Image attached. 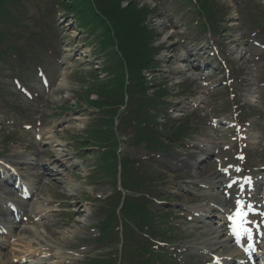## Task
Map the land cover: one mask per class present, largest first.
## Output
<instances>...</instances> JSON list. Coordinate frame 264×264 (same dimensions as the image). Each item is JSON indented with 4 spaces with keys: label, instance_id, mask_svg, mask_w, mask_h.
Segmentation results:
<instances>
[{
    "label": "rangeland",
    "instance_id": "1",
    "mask_svg": "<svg viewBox=\"0 0 264 264\" xmlns=\"http://www.w3.org/2000/svg\"><path fill=\"white\" fill-rule=\"evenodd\" d=\"M76 1L14 0L0 13V157L15 163L27 184L33 174L42 172L41 167L56 173V178L45 176L40 182L35 178L33 195L26 201L0 176L3 201L19 204L22 226L36 225L34 230L44 237H35L28 248L33 253L31 260L38 264H87L89 258L98 255L105 260L103 264H108L110 254L120 250L118 243L110 251L106 242L95 240L96 227L108 219L104 217L109 211L105 207L110 205L103 201L109 202L115 183L112 177L103 179L104 175L97 171L99 154L104 156L105 152L99 151L97 141L88 137L104 114L92 106L98 96L92 94L87 99L85 93V89L110 80L111 66L116 63L111 61V53L107 54L110 45L100 46L102 41L106 43L104 30L85 26L87 22L73 13ZM206 1L216 12L214 26L219 36L215 38L207 30L195 29L200 19L205 22L208 13L199 8V3L190 7L187 0H114V11L129 9L116 13L119 17H112L115 23L107 22L111 31L114 26L129 36H133L132 27L142 24L154 47L151 54L158 67L143 72L151 88L149 94L163 92L162 104L152 111L153 122L158 124L157 137L177 145L168 153H157L149 142L138 144L134 136H127L128 121L117 120L123 117L121 109L115 117L114 149L119 172L122 165L124 170L131 169L135 177L152 180L153 185L140 195L148 199L151 208L169 213L178 225L171 235L175 242L172 248L168 246L170 253L180 249L175 250L178 259L174 262L166 255L169 264L212 262L211 256L202 252L203 246L196 244L203 230L195 220L198 218L192 222L189 219L192 210L205 208L208 194L214 191L201 188L204 181L201 183V175L196 177L195 172L206 171L207 177L222 179L214 157L228 155L223 142L231 140L227 125L221 121L237 117L232 101L257 107L247 113L250 119L244 121L248 137L245 153L251 164L262 165L256 174L264 188V87L260 85L264 83V63L258 66L254 61L264 59V34L258 31L259 26L264 28V0ZM254 31L259 35L255 36ZM252 35L256 41L248 45L246 39ZM209 45L218 49L216 55H212L215 53ZM223 60L225 65L220 63ZM41 72L46 83L41 80ZM16 79L28 93L17 88ZM220 80L227 81L226 85H217ZM213 118L219 120L217 126L211 125ZM182 122L190 124L186 133L193 142H183L195 144L192 148H186L182 141L178 144L170 140ZM200 142L205 144V150L197 147ZM82 145L87 147L80 149ZM126 159L127 166L123 163ZM192 161L195 167L199 161L204 163L201 171L190 168ZM130 162L140 163L137 173ZM123 181L119 175L116 185L120 194ZM215 181V187L221 186V181ZM6 208L0 203V225L6 222ZM113 211L117 217H125L120 208ZM20 231L15 229L11 237L0 234V253L10 257L13 250L26 247L18 238ZM221 239L226 241L227 237ZM230 247H218L214 252L237 256L239 251Z\"/></svg>",
    "mask_w": 264,
    "mask_h": 264
},
{
    "label": "trees",
    "instance_id": "2",
    "mask_svg": "<svg viewBox=\"0 0 264 264\" xmlns=\"http://www.w3.org/2000/svg\"><path fill=\"white\" fill-rule=\"evenodd\" d=\"M11 2H14V0H0V13L2 8L7 3L11 4ZM197 3L200 4V9L208 13L207 17L210 21L215 18L216 12L210 10L211 8L206 0H197ZM73 5L72 11L77 12L78 16L82 17L81 21L87 22L85 26L88 24V26L104 30L102 36L106 40V43L102 41V45L100 46L110 45V50L107 51L109 52L107 54L111 53L113 59L111 61L116 63L114 65L115 67L111 66L112 76L110 80L105 81L106 83L93 85L89 89H85L87 90L85 92L87 99L92 94L98 96V99L92 101L94 103L92 106L102 111L105 115L92 128L90 132L91 136L90 138L88 137L89 140L95 139L97 141L96 144L100 145L99 150L102 151L104 149L103 152H105L104 156L98 153L99 161L97 171L101 172V175H104L103 179L105 177H112L114 183H116L118 168L116 164L117 153L115 152L114 145L117 144V138L114 130L115 117L118 116L121 109L124 110L122 112L123 117L118 120L124 122V119H126L128 121V128L130 129L129 136H134L133 139H135V142L138 144L149 142L148 145L151 150L158 149L167 151L168 147L172 145L171 141H165L161 137H157L159 134H157L158 130L155 127H158V124H154L153 122L154 117L152 111L155 112L156 107L162 104L163 92L155 95L149 94L151 88L148 87L147 78L143 74L146 69L150 70L158 67L156 66L157 62L151 54L154 47L152 48L150 45L151 41H149L147 27H143L142 24L132 27L133 36L122 34L120 32L121 29H117L114 26L112 27L113 31H111L110 25H107V22L115 23L117 20L115 21L113 18L115 16L119 17L117 15L119 12H126L129 9H117L118 11H114V6H116L114 0H77ZM88 6H91V10H88ZM130 25L128 24L129 27ZM115 46L118 50H115ZM111 47L113 51H111ZM102 50L104 48L101 47L100 52ZM181 131L178 128V131L174 133L176 136L172 137L178 138L182 134ZM104 142H110V144L106 145ZM128 162V159H126V162L123 163L127 166ZM130 163H132L133 167L137 164L134 162ZM122 170L124 171H121L122 177L123 179L125 178V183H127V180L130 181L132 174L130 171L126 173V170L131 169L124 170L123 166ZM137 180L138 182L135 184L137 189L140 185L148 187L153 183L149 179L144 180L141 177H137ZM115 191H117L116 187ZM147 200L144 196L135 199L128 197L123 208L128 221L125 224L123 236L126 242L123 244L124 253L122 264H156L154 259H152L155 251L150 248L151 242H149L150 239L146 235L158 236L161 232H158V229L153 227L151 223V221L156 220L155 216L149 211ZM119 202L118 200L113 201L115 207H117ZM115 216L114 212L110 215L111 218ZM134 225L139 227L140 232L135 230L136 227ZM101 229L104 237L110 236L116 239V241L120 240L118 237L119 228H117L115 218L103 223ZM131 255L135 256V258L130 259L129 257ZM156 256L158 257L159 254H156ZM110 261H112L111 264H117L116 260L111 259Z\"/></svg>",
    "mask_w": 264,
    "mask_h": 264
},
{
    "label": "bare ground",
    "instance_id": "3",
    "mask_svg": "<svg viewBox=\"0 0 264 264\" xmlns=\"http://www.w3.org/2000/svg\"><path fill=\"white\" fill-rule=\"evenodd\" d=\"M189 161H191V160H189ZM193 162H195V161H192V163H190L189 166H190V168H193L195 170L200 169V167L202 166V163H203V162L199 161L200 165H198L197 167H195L193 165L194 164ZM200 171H201V169H200ZM16 172H18V171H16ZM55 175H56V173L53 172L52 170L50 171L49 169H44L43 172L38 173L36 175V178H38V180L41 181V179H44L43 177H45V176H48V177H51V178H56ZM198 175H201L200 176L201 179H199L200 182L203 179V181H204L203 183L206 184V185H208L211 189H213L214 183L216 182L214 179L217 178V177H214V175L212 177H207L206 171L199 172L198 174L195 172V176L196 177H199ZM20 176H21V174H19L18 176L16 175L15 177L14 176H10L8 178V180L14 182V180L16 181V178L17 177H20ZM9 181H8V183H9ZM203 216H204V214H203ZM206 220H210L211 224L212 223H215V220L213 221L212 218L204 219V220H200L199 221V224H201L199 228L200 229L203 228V230L201 231V234H202V236L200 237L201 239L199 238V240H200L199 244L204 247L203 249L204 250L205 249L206 250H209L210 249V250H214L215 251L216 250V246L217 247H221V248H226L225 246L227 245V247H229V245L231 244L229 240L223 242V245H222V239L221 238L223 236V233H222L223 231H221L220 228H217L216 226L214 228L213 225H210L207 228L203 224ZM15 227H18V229H21L22 230V231H20L21 234L18 235V238L21 239V242L22 243H23V240H24V242L27 245H26V247L24 246L23 249H21V250H20V248L19 249H16V250H13V256H10V257L7 256V255H5V254L0 253V264H13L14 259H16V258H19V260L21 261L23 258L31 257L33 253H30V251L28 249L29 246H30V242L35 237H39V238L44 239L43 236H41L40 234H37V232L34 230V228L36 227V225H33V227L32 226L30 227V226H22L21 224L15 223ZM9 229H10L9 233L12 234L13 233L12 232V227L9 228ZM40 244H42V243L40 242ZM2 247H3V245L1 244L0 245V250L2 249ZM43 248H47L48 249V248H50V245L49 246L48 245H45ZM55 248H56V252H57L58 249H57V247H55ZM41 250H43V249H41ZM261 251H262V254L264 256V244L261 247ZM220 259H221V262L223 264H232L233 262H238V261L244 260L245 258L242 257V256L235 257V256H232L231 255V256H229L227 258H220ZM66 261H68V259ZM244 261H246V260H244ZM30 264H32V263H30ZM245 264H249V260H247V263H245Z\"/></svg>",
    "mask_w": 264,
    "mask_h": 264
},
{
    "label": "snow or ice",
    "instance_id": "4",
    "mask_svg": "<svg viewBox=\"0 0 264 264\" xmlns=\"http://www.w3.org/2000/svg\"><path fill=\"white\" fill-rule=\"evenodd\" d=\"M238 216H240L242 218L243 217V213L242 212L238 213Z\"/></svg>",
    "mask_w": 264,
    "mask_h": 264
}]
</instances>
